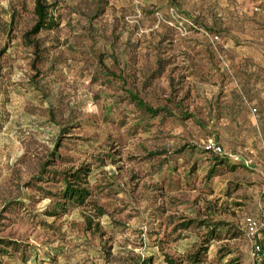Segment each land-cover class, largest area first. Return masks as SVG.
I'll return each mask as SVG.
<instances>
[{
  "label": "rangeland",
  "instance_id": "rangeland-1",
  "mask_svg": "<svg viewBox=\"0 0 264 264\" xmlns=\"http://www.w3.org/2000/svg\"><path fill=\"white\" fill-rule=\"evenodd\" d=\"M48 1L57 24L33 46V0H0V237L17 243L1 264H191L200 245L198 264H264V228L243 222L264 220V129L247 100L264 90L249 82L264 79V0ZM207 135L247 164L206 177ZM84 163L86 202L47 212L56 171Z\"/></svg>",
  "mask_w": 264,
  "mask_h": 264
},
{
  "label": "trees",
  "instance_id": "trees-1",
  "mask_svg": "<svg viewBox=\"0 0 264 264\" xmlns=\"http://www.w3.org/2000/svg\"><path fill=\"white\" fill-rule=\"evenodd\" d=\"M55 1L48 0H33L32 12L34 15V20L32 24L29 26L27 30L23 32V37L28 38L27 42L29 45H35V40L30 39L28 36L34 35L40 30L52 29L56 26L57 21L52 14V9H54ZM215 34V33H214ZM216 35V34H215ZM158 65L155 71H152V76L157 75L162 69V63L159 62V59H156ZM130 101L140 110L146 111L150 114L157 113L160 110V107H152L144 102L137 94L132 91H128ZM211 136L207 135L202 137V140L209 138ZM213 138V137H211ZM201 147L204 151L213 153L212 164L207 168L205 173L206 177L210 178L212 175H215L220 172V168L223 166L225 168H232L234 165H244L245 163L241 159H234L227 155L217 154L213 152L209 148H205L202 144ZM228 149V148H226ZM230 151H243V148L238 150ZM89 172V167L86 163L79 164L74 168H67L56 171V174L59 175L58 179L61 180L62 185L58 188L57 191H44L47 196H55L52 201V209L47 211L50 214H58L65 209V204L68 202H72L75 204H84L87 200V197L90 195V189L87 184V174ZM94 215L97 216L103 213V209L99 205H95ZM91 220L90 217H86V221L89 222ZM191 220L187 219L185 221H181L179 225L181 227H185L190 224ZM200 223H206L205 221H199ZM207 224V223H206ZM208 226V225H207ZM216 226V225H215ZM264 227H262L263 229ZM214 228L209 227L205 231V236H213ZM213 234V235H212ZM217 236V235H215ZM209 238V237H206ZM16 241L12 239H8L5 237H0V264H1V256L9 253L8 250L10 247L16 249ZM199 249H203L204 245H200ZM199 249L192 254L188 255V259L191 264H198L197 262L200 260L199 253L201 252ZM152 257L150 255L140 256L135 264H152ZM163 260L165 264H181V258L172 257L167 253H163Z\"/></svg>",
  "mask_w": 264,
  "mask_h": 264
},
{
  "label": "built area",
  "instance_id": "built-area-1",
  "mask_svg": "<svg viewBox=\"0 0 264 264\" xmlns=\"http://www.w3.org/2000/svg\"><path fill=\"white\" fill-rule=\"evenodd\" d=\"M213 36L216 37L215 34ZM251 110H252V115L256 116V113L254 112L255 108L252 107ZM201 144L205 148H209L217 154L227 155V156L234 158V159H241L242 158L241 151L235 152V151L227 150L222 145L215 142L214 139L211 137L206 138L205 140H202ZM241 160L245 164H247V159L242 158ZM258 175H259V178L262 182V190L264 192V164H263V166H261L258 169ZM243 222H244L245 231H246L247 235H249L251 237H254V235L256 234V232L259 228L264 227V220L258 221L254 217L249 216V215H246L243 217ZM251 244L252 245H251L250 253L252 256H254L255 254H257V252L259 250V243L256 239H253Z\"/></svg>",
  "mask_w": 264,
  "mask_h": 264
},
{
  "label": "crops",
  "instance_id": "crops-1",
  "mask_svg": "<svg viewBox=\"0 0 264 264\" xmlns=\"http://www.w3.org/2000/svg\"><path fill=\"white\" fill-rule=\"evenodd\" d=\"M256 74L255 73H252V78L249 79V82L250 84L252 85H258L259 82H262V85L261 86H264V79H260L259 76H255ZM240 84H242V82L240 81ZM227 96V95H225ZM243 96H239V95H235L234 98H231V105L230 107L232 108L233 104H234V100L236 98H238V102H240V104H243V101L241 100ZM247 100L248 102H250L251 104H254L257 108H258V111H259V115L257 116H254V115H251L249 117L250 120H252L251 122H253V120L255 121V119H257V126H259L261 129H264V90H262L261 92H258V93H252V94H247Z\"/></svg>",
  "mask_w": 264,
  "mask_h": 264
}]
</instances>
